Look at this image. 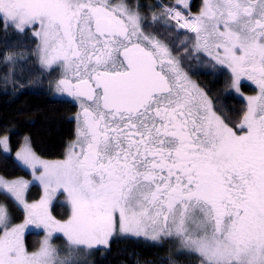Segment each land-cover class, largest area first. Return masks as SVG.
Returning <instances> with one entry per match:
<instances>
[{
	"label": "snow or ice",
	"instance_id": "snow-or-ice-1",
	"mask_svg": "<svg viewBox=\"0 0 264 264\" xmlns=\"http://www.w3.org/2000/svg\"><path fill=\"white\" fill-rule=\"evenodd\" d=\"M143 7L0 0V27L32 34L41 70H59L57 89L81 109L63 160L40 159L27 137L16 152L21 170L42 169L38 203L25 200L30 181L0 175L9 202L0 203V264H78L57 258L53 233L67 238L69 253L113 237L163 236L199 264H264V0H202L196 14L189 0L158 5L152 20L186 37L180 49L162 31H146ZM194 53L230 70L237 92L242 78L258 87L240 121L218 114L189 80L182 61ZM0 61L15 67L22 54L0 52ZM0 148L10 158L8 135ZM65 193L70 214L61 221L52 198ZM10 204L23 206L22 223H13ZM32 227L47 232L35 251L24 240Z\"/></svg>",
	"mask_w": 264,
	"mask_h": 264
},
{
	"label": "trees",
	"instance_id": "trees-1",
	"mask_svg": "<svg viewBox=\"0 0 264 264\" xmlns=\"http://www.w3.org/2000/svg\"><path fill=\"white\" fill-rule=\"evenodd\" d=\"M133 6L143 5L142 15L147 17L150 27L147 32L160 30L176 48H181V41L186 39L176 32H164L160 24L152 20V15H159L162 8L175 3V0H128ZM202 0H191V13L199 12ZM174 23V22H173ZM191 35V34H189ZM191 47V45H189ZM35 43L32 34L17 36L13 29L7 32L0 27V52L22 54V63L8 67L0 61V136L8 135L11 140L12 153L28 138L32 150L44 160L63 159L70 142L76 137V123L73 116L76 107L65 100L53 99L50 94L51 85L58 79L59 70L49 72L41 70L38 59L34 55ZM177 58L184 56L181 49L175 53ZM183 70L195 81L197 86L228 120L238 122L245 112V104L236 100L230 92L231 76L229 72L210 61L204 55L187 56L183 61ZM0 151V175L8 178L27 177L28 174L16 166L12 156L5 159ZM41 190L31 186L26 195L27 202L39 199ZM0 203H9L0 196ZM13 223L23 219L22 210L9 205ZM52 214L58 220L68 218L69 210L62 204L52 207ZM25 245L29 251L39 247L40 235L29 233L25 236ZM91 264H199L195 256L178 255L166 244L157 245L131 238H116L110 241L105 251L92 252Z\"/></svg>",
	"mask_w": 264,
	"mask_h": 264
},
{
	"label": "rangeland",
	"instance_id": "rangeland-1",
	"mask_svg": "<svg viewBox=\"0 0 264 264\" xmlns=\"http://www.w3.org/2000/svg\"><path fill=\"white\" fill-rule=\"evenodd\" d=\"M191 0H189V4H190ZM174 22V21H173ZM204 56L207 57L206 54H202ZM209 58V57H207ZM210 59V58H209ZM215 63V61H213ZM39 65H40V62L38 61ZM216 64V63H215ZM220 67H223L225 68L224 66H221V65H218ZM226 69V68H225ZM46 70V69H45ZM230 76H231V79L233 78L232 77V73L230 70L226 69ZM59 78H60V74H59ZM58 78V79H59ZM189 78V77H188ZM58 79L51 85V90H50V94H51V97L53 99H57V100H65V101H69L70 103H72L74 106H76V113L75 115L73 116V119L76 123V133H77V127H78V121L76 119L77 117V114L80 113V110L78 109V105L79 103L77 101H75L74 99L72 98H69L68 95L66 96L65 93H61L59 91V89H57L56 87V82L58 81ZM189 80L196 85V83L191 79L189 78ZM231 91H234L236 92V89L234 87H231ZM247 108V107H246ZM77 139V135L75 137V140ZM74 140V141H75ZM29 141V140H28ZM73 142V141H72ZM70 142L69 145L72 143ZM25 144V138L23 139V142H22V145L20 146V148L16 151L18 152L21 147ZM68 145V146H69ZM68 146H67V149L66 151L68 150ZM31 147V146H30ZM0 151L2 153L3 150L2 148H0ZM65 151V153H66ZM16 152L12 153L11 152V156L12 158L16 159ZM65 158V155L63 157V159ZM41 159V158H40ZM63 159H60V160H44L46 162H49V163H55V162H58V161H61ZM28 176L27 177H20L21 179H24V180H27V181H30L31 183L29 184V187L28 189L31 187V186H37L40 188L41 190V195L39 197V199H37L36 201H33V202H27L29 204L31 203H38L42 197L44 196L45 192H44V186L38 181V180H35L34 179V175H40L42 173V169H40V171L36 172L35 174H33L32 170L31 169H26L24 170ZM27 189V191H28ZM27 191L25 193V200H26V195H27ZM62 204L64 206H66L69 210V214H70V206L68 205L67 203V194L65 193L64 195H59V194H56L53 198H52V207L55 205V204ZM19 208L22 210L23 212V219L21 222L19 223H22L24 221V219L26 218V212L25 210L23 209V206H19ZM62 221V220H61ZM19 223H16V224H19ZM29 233H33V234H39L40 235V243H39V247L41 245V243L45 240L46 236H47V232L45 230H40V229H35L34 227L31 228V230H27L25 231V236ZM151 235V234H150ZM116 238H131V239H136V240H142L144 242H148V243H151V244H157V245H162V244H166L167 246L171 247L175 253L178 252V243L175 239H172V238H168V237H159L157 242L153 243L150 238H146V237H124V236H119V237H113V238H110V241L113 240V239H116ZM109 241V243H110ZM49 243L50 245L52 246V248L56 249L57 250V253H58V256L57 258L58 259H61V260H64V259H70V260H73V261H78V264H91V255L93 254L92 252L94 251H97V250H102V251H105L109 244L107 246L105 245H100L98 248H95V249H92V250H84V251H73L71 253H69L67 251L68 249V242H67V238L63 236L62 233H53L51 238L49 239ZM38 247V248H39Z\"/></svg>",
	"mask_w": 264,
	"mask_h": 264
},
{
	"label": "flooded vegetation",
	"instance_id": "flooded-vegetation-1",
	"mask_svg": "<svg viewBox=\"0 0 264 264\" xmlns=\"http://www.w3.org/2000/svg\"><path fill=\"white\" fill-rule=\"evenodd\" d=\"M189 77V76H188ZM190 78V77H189ZM193 80V79H192ZM232 80V79H231ZM194 81V80H193ZM195 82V81H194ZM197 85V84H196ZM230 92L234 95V97L236 98V100H238L239 102H243L245 104V110L247 107V101L249 97L252 96H256L259 94V89L258 87L253 84L251 81L247 80L246 78H242L241 80V84H240V89L239 92H234L231 91V85H230ZM65 95L67 96V94L65 93ZM69 97V96H68ZM72 98V97H69ZM74 99V98H72ZM209 99V98H208ZM210 100V99H209ZM79 103V101H77ZM76 107V106H75ZM77 109V108H76ZM78 109L81 112V109L78 105ZM241 120V119H240Z\"/></svg>",
	"mask_w": 264,
	"mask_h": 264
}]
</instances>
